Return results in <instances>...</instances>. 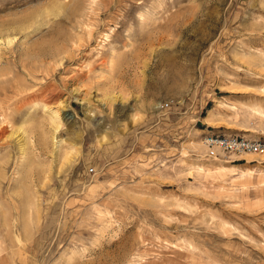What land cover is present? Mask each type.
<instances>
[{
  "label": "rangeland",
  "instance_id": "rangeland-1",
  "mask_svg": "<svg viewBox=\"0 0 264 264\" xmlns=\"http://www.w3.org/2000/svg\"><path fill=\"white\" fill-rule=\"evenodd\" d=\"M0 128V264H264V0H0Z\"/></svg>",
  "mask_w": 264,
  "mask_h": 264
},
{
  "label": "built area",
  "instance_id": "built-area-1",
  "mask_svg": "<svg viewBox=\"0 0 264 264\" xmlns=\"http://www.w3.org/2000/svg\"><path fill=\"white\" fill-rule=\"evenodd\" d=\"M203 144L211 155H214L216 149L228 154L264 155V138H248L238 134H208L204 136Z\"/></svg>",
  "mask_w": 264,
  "mask_h": 264
},
{
  "label": "bare ground",
  "instance_id": "bare-ground-1",
  "mask_svg": "<svg viewBox=\"0 0 264 264\" xmlns=\"http://www.w3.org/2000/svg\"><path fill=\"white\" fill-rule=\"evenodd\" d=\"M98 7V6H97ZM91 8V7H90ZM92 9V8H91ZM16 93V92H15ZM7 122V121H6ZM1 129V128H0ZM2 133V132H1Z\"/></svg>",
  "mask_w": 264,
  "mask_h": 264
}]
</instances>
